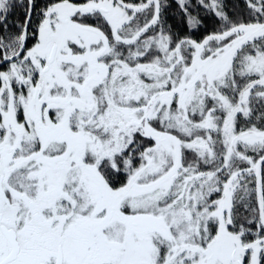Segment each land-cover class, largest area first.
I'll return each mask as SVG.
<instances>
[{"label": "snow or ice", "instance_id": "obj_1", "mask_svg": "<svg viewBox=\"0 0 264 264\" xmlns=\"http://www.w3.org/2000/svg\"><path fill=\"white\" fill-rule=\"evenodd\" d=\"M0 264H264V0H0Z\"/></svg>", "mask_w": 264, "mask_h": 264}]
</instances>
